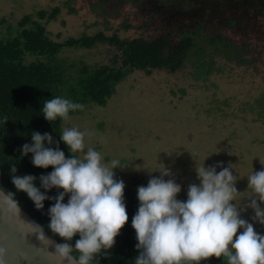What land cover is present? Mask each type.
Returning <instances> with one entry per match:
<instances>
[{
  "label": "rangeland",
  "instance_id": "1",
  "mask_svg": "<svg viewBox=\"0 0 264 264\" xmlns=\"http://www.w3.org/2000/svg\"><path fill=\"white\" fill-rule=\"evenodd\" d=\"M56 6V17L42 22L58 42L97 32L121 39L153 38L164 29L177 39L179 25L192 29L205 23L206 32L215 29L240 46L245 63L216 54L217 70L205 80L193 76L190 64L174 72L135 69L117 83L105 105H88L69 115L65 126L85 133V152L88 147L99 151L108 166L117 161L114 172L134 191L165 168L171 175L164 179L180 184L177 199L186 201L188 186L200 183L197 166L219 172L231 165L240 192L233 203L246 207L251 195L247 177L264 169V111L256 100L264 95V0H0V18L17 26L25 14ZM2 30L10 33L6 26ZM120 54L115 45L97 43L63 47L58 56L78 69L118 65ZM254 214L248 208L241 218L264 235V225L252 220Z\"/></svg>",
  "mask_w": 264,
  "mask_h": 264
},
{
  "label": "clouds",
  "instance_id": "2",
  "mask_svg": "<svg viewBox=\"0 0 264 264\" xmlns=\"http://www.w3.org/2000/svg\"><path fill=\"white\" fill-rule=\"evenodd\" d=\"M82 108L83 105L62 97L47 99L43 104L41 111L47 121L60 118V140L72 156L66 157L50 133L33 131L32 143L21 148L22 156L31 153L35 167L53 169L39 177L40 187L35 184L36 176L17 175L15 163L11 164L12 183L28 195L37 210L44 208L46 200L54 201L48 209L47 227L64 241L56 243L55 250L68 264H91L97 254L106 255L129 220L124 200L126 185L122 179H115L118 162L105 165L101 153L92 147L85 152V133L65 126L69 112ZM78 152L84 153L82 158L76 155ZM260 163L264 165V160L260 159ZM232 169L230 165L217 172L216 167L197 166L200 183L188 186L186 201L177 199L181 185L174 179H164L171 175L165 168L160 177L153 176L147 186H139L140 203L132 218L139 253L135 264H181L212 257H224L227 264H264V235L255 230L253 223L241 218V212L251 208L255 213L252 220L264 225V169L247 177L251 195L243 208L233 203L235 194L240 192ZM53 188L63 191L49 197L46 192ZM12 197L15 195L9 192L12 206L22 216L19 202ZM26 223L39 241L50 240L43 226ZM77 235L79 239L73 244ZM74 252L79 255L74 256ZM5 257L6 250L0 247V264H5Z\"/></svg>",
  "mask_w": 264,
  "mask_h": 264
},
{
  "label": "trees",
  "instance_id": "3",
  "mask_svg": "<svg viewBox=\"0 0 264 264\" xmlns=\"http://www.w3.org/2000/svg\"><path fill=\"white\" fill-rule=\"evenodd\" d=\"M67 4V3H65ZM73 10V9H72ZM60 6L51 11L40 9L25 14L14 26L4 17L0 18V188L7 194L13 193L19 205L29 213L59 243L64 241L54 235L47 227L50 222L49 207L53 200H46L44 208L37 210L33 201L24 192L18 191L11 180V164L15 163L17 175L32 174L40 187L39 177L50 173L51 167L37 168L32 164V154L22 156L24 144H31L33 131L41 134L50 133L66 157H71L67 145L60 140L61 120L49 122L41 111L47 99L62 97L83 105L82 109L70 111L69 115L81 113L88 105H105L115 93L117 83L125 79L135 69L152 72L154 69H166L174 72L187 64L193 67V76L205 80L215 70V55L221 54L228 60L242 64L248 60L240 53V46L225 34L214 31L206 32L209 27L199 24L194 28L179 25V37L173 39L164 29L153 38L144 36L121 39L117 34L106 35L83 33L79 37H69L63 42L52 40L42 22L46 16L55 18ZM235 19L230 23H235ZM8 27L10 33L2 29ZM130 25H124L128 29ZM172 26V25H170ZM174 28H172L173 30ZM211 29V28H210ZM97 43L115 45L121 51V63L89 67L68 64L59 54L63 47L90 48ZM210 49V50H209ZM29 57L33 59L29 60ZM261 111H264V95L256 99ZM7 117V122L5 121ZM47 146V145H46ZM56 145L53 144L52 147ZM77 155V154H76ZM78 156V155H77ZM115 179L121 180L115 173ZM42 192L45 189L41 188ZM62 189L47 191L49 197H55ZM124 200L129 220L113 248L108 253L97 254L91 264H135L139 254L136 232L132 227V218L139 207L137 191L126 186ZM68 196L65 197V203ZM75 239H79L77 235ZM78 256V252L73 253ZM181 264H227L224 257L207 260L181 261Z\"/></svg>",
  "mask_w": 264,
  "mask_h": 264
},
{
  "label": "water",
  "instance_id": "4",
  "mask_svg": "<svg viewBox=\"0 0 264 264\" xmlns=\"http://www.w3.org/2000/svg\"><path fill=\"white\" fill-rule=\"evenodd\" d=\"M20 208L22 216L0 188V247L6 250L5 264H68L55 250V244L59 242L45 229L50 240L39 241L26 221L38 222Z\"/></svg>",
  "mask_w": 264,
  "mask_h": 264
},
{
  "label": "flooded vegetation",
  "instance_id": "5",
  "mask_svg": "<svg viewBox=\"0 0 264 264\" xmlns=\"http://www.w3.org/2000/svg\"><path fill=\"white\" fill-rule=\"evenodd\" d=\"M198 11V10H197ZM201 15H202V13L201 12H199V15L197 16V18L199 19L200 17H201ZM190 16H191V14H190ZM194 22H196V21H194ZM196 23H194V25H195Z\"/></svg>",
  "mask_w": 264,
  "mask_h": 264
}]
</instances>
